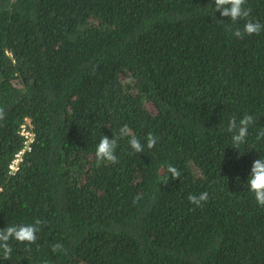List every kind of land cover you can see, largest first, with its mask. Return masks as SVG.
<instances>
[{"label": "trees", "instance_id": "1", "mask_svg": "<svg viewBox=\"0 0 264 264\" xmlns=\"http://www.w3.org/2000/svg\"><path fill=\"white\" fill-rule=\"evenodd\" d=\"M209 3L0 0V229L42 222L0 264H264V206L247 188L264 158V30L238 39L246 21ZM244 6L264 24V0ZM245 114L258 119L238 150L227 126ZM25 119L36 142L12 174ZM123 125L144 152L128 136L117 163L98 162ZM136 165L148 181L131 192Z\"/></svg>", "mask_w": 264, "mask_h": 264}, {"label": "clouds", "instance_id": "2", "mask_svg": "<svg viewBox=\"0 0 264 264\" xmlns=\"http://www.w3.org/2000/svg\"><path fill=\"white\" fill-rule=\"evenodd\" d=\"M245 4L246 0H214V3L212 2V0H210L208 6L212 8L213 15L217 10H219L222 17L230 19L233 23L244 19L246 22L243 25V29L236 28L233 32V35L236 38L243 39L245 35L252 36L255 34H259L262 30H264V24H261L259 21L254 22L253 20L248 19L251 9L246 8L244 6ZM257 119L258 118L254 117L253 115L245 114L239 119L238 123L235 116H233L229 120L227 131L233 133L231 136V146L233 148L239 150L240 146L246 143V138L249 134V126L254 125ZM128 136H131V138L128 140L130 147L136 153L144 152L145 146L141 143L140 139L130 133L127 125H123L119 129L118 137L110 139L108 136L104 135L99 140L95 148V156L97 158V161H107L113 164L117 163L118 158L115 154L117 140ZM261 138H264V130L260 131L257 134V139ZM156 141V136H154L152 133H149L146 139L147 148L152 149L155 146ZM35 142L33 143V148ZM166 167L167 172L171 174L172 179L180 178L181 172L175 166L169 164ZM19 169H17L12 174H15L17 171H19ZM9 172L11 173L10 167ZM142 179L148 181L146 170L141 165H136V167L130 172V179L128 181H125L126 185L129 188L128 191L135 192L136 190H138L142 184ZM247 188L254 195L255 201L260 206H264V158H258L253 161L250 174L247 178ZM208 198L209 194L205 191L201 192L199 195L190 194L188 200L193 205L200 207L202 206V202H206ZM41 223L42 222L37 219L34 224L11 225L0 229V251H2V256H0V259L12 260L13 248L9 243L10 240H15L19 243L34 244L37 240L36 234L40 230L38 226ZM62 247L63 246L61 244L57 243L52 246V251L56 252L58 250H61Z\"/></svg>", "mask_w": 264, "mask_h": 264}, {"label": "built area", "instance_id": "3", "mask_svg": "<svg viewBox=\"0 0 264 264\" xmlns=\"http://www.w3.org/2000/svg\"><path fill=\"white\" fill-rule=\"evenodd\" d=\"M19 135L22 138L23 147L15 154L9 165L11 173H14L20 168V163L24 159V154L33 150V143L36 140V135L33 130V125L29 119H25V122L20 125Z\"/></svg>", "mask_w": 264, "mask_h": 264}]
</instances>
